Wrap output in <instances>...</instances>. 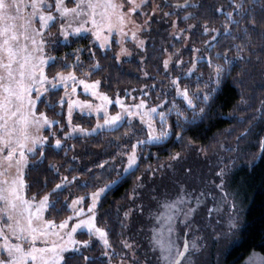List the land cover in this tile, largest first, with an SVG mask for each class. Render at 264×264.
Wrapping results in <instances>:
<instances>
[{
  "label": "snow or ice",
  "instance_id": "1",
  "mask_svg": "<svg viewBox=\"0 0 264 264\" xmlns=\"http://www.w3.org/2000/svg\"><path fill=\"white\" fill-rule=\"evenodd\" d=\"M149 3L150 0H0V264H79L80 260H83L84 264H88L91 258L84 255L82 249L89 248L90 241L75 239L74 234L78 229H86L89 237L95 235L103 242L106 249L103 255L109 258V264H111L112 253L107 251L111 248L108 233L97 226L95 222L97 201L100 199L101 193L110 185L105 184L104 187L97 188L91 194L92 202L87 208V216L84 215V208L77 209L76 207L82 203L84 198L77 197L72 200L71 205H68L72 209V215L56 224L53 219H46L44 213L49 209L55 210V206L59 202V195L70 183L68 177H60V182L56 183L49 192H45L43 195L34 193L30 198H27L24 193L30 182L26 179V169H35L38 164L43 163L46 158V145L53 149L62 148V140L53 130V125L59 124L60 121L49 119L45 112L38 109V104L44 103L46 107L53 108L52 104L43 99L45 93L63 86L67 95L69 81L72 82V92L75 93L77 76L74 71L65 73L64 70L69 67L78 68L81 66L78 55L81 49L73 51L72 55L76 58L75 64L69 65L67 55L58 60L57 57L46 52V47L49 45L55 47L61 37L64 41H68L70 37H80L83 33H90L91 37L99 43L100 48H109L112 43L119 45L120 51L115 56V59L118 60L121 54H127V49L123 45L129 35L133 40H136L137 33L146 29L149 21L161 8L159 4H152L151 14H149L144 10ZM249 3L250 0H228L227 7L231 9L230 11H225L224 5L215 10L224 16L223 36L241 41L239 44L233 45L236 50L234 58L230 59L227 55L231 49L225 51L223 64H213L209 58L208 66L214 74V78L210 77V81L217 86L222 83L227 74H230L231 67L237 66L241 61H246L243 53L248 52V60L252 55H255L258 61L264 54V18L257 20L253 15V10L248 6ZM164 7L184 10L197 7V5L191 4L189 0H183V3L176 0L174 4L165 3ZM175 14V11H166L163 16L168 17ZM139 15L145 17L143 24L137 23L136 17ZM190 18H192V13L183 17L185 21ZM242 22H246L244 27H241ZM258 26L259 31L257 30ZM171 27L174 30L171 33L172 36L180 38L181 33L188 32L195 25L189 24L187 28H179L173 21ZM53 28L57 29L58 36L49 40L47 37L53 35L51 32ZM234 31L237 33L236 35L233 34ZM114 33L119 39L113 38ZM211 33H215V35H210ZM202 34L208 36L205 44L211 47V41H216L221 32L220 29L211 27L205 22L202 26ZM254 34L261 41L259 45L254 42ZM139 43L142 46L143 41ZM199 51V49H193L194 53ZM92 55L94 57L95 53ZM169 63L170 59L163 61L166 71ZM176 65L183 67V60L178 58ZM92 67L99 69V62L97 61ZM46 68L59 70L49 76L45 71ZM196 68L197 63L194 59L191 62V67L187 68L186 75H191ZM180 79L177 76L170 83L175 87L176 96L181 97L187 110L192 112L193 119L189 121L185 117L184 123H193L197 116V110L199 113H204V106L208 104L217 88H211L203 93L200 91L190 93L187 86L181 88ZM79 83L84 85L85 90L92 89V94L97 95L95 89L100 81L96 80L89 84L85 80H79ZM234 83L240 85L244 83V80L240 79ZM204 87L208 88L207 82ZM258 87L264 92V82ZM164 95L166 96L167 93ZM99 98L111 103L106 95L100 94ZM241 102L248 103L243 95H241ZM59 103L63 106L65 103L63 97ZM116 103L119 104L121 111L110 115L105 108L103 124L98 122L92 131L105 127L115 129L125 117L128 118V124L131 127L133 118H139V122L143 126L139 135L144 138L136 139V142L130 145L131 151L123 153L127 157L125 173L139 167L137 163L139 159L138 147L142 150L146 145H160L173 134L177 141H183L181 132L173 133L172 125L168 123V113L175 111L176 127H181L180 117L184 115V112L181 111L175 100L170 105L166 100L162 101L160 105L146 110L144 100L132 106H125L119 99L116 100ZM74 105L80 107L81 110L87 108L89 111L97 112L103 107V105L93 106L88 101L69 99L67 127L71 128V132H65L63 127L60 129L65 138L71 137L72 133L77 131L81 134L87 132L80 125L72 124ZM133 109L136 110L133 111ZM158 109L161 110L158 111ZM255 111L258 115L252 116L248 120L249 125L252 124V121L264 119V99L260 100V107ZM154 116H158L159 120L156 121ZM244 122L243 119L240 120V123ZM45 127L49 129L54 143L49 141L48 136L42 134ZM249 131L250 128H246L241 137L247 135ZM258 143L259 153L255 159H259L260 155L264 154V137H260ZM37 156L39 159L29 165V157L36 158ZM179 158V152L170 155L172 160ZM254 162L255 160L250 161V164ZM98 166L103 168L104 164ZM49 168L59 173V168L55 164H49ZM216 175L220 177L217 187L222 189L225 169L221 168ZM72 180H76V177L73 176ZM43 186L45 188L48 186L47 177L43 180ZM84 186L87 187V184ZM203 195L205 194L201 193V196ZM191 199L184 190V186L181 185L175 199H166L160 204L156 219L166 225L167 235L164 234L165 229L154 230L152 244L153 250L159 253L157 257L159 264H195L194 254L200 250L197 239L188 240L185 238L180 244L177 242L178 238H173L174 224L177 218L183 216L184 219L180 223H183L187 228L188 218L201 203L200 197H196V205L192 206ZM231 208L233 212L226 222V231L217 233V239L234 233L240 227L239 213L236 211L234 201ZM212 211L209 209L210 215ZM128 215L129 213L125 212V216ZM74 217L76 219L69 225V221H73ZM65 229L70 230L65 232L63 231ZM122 243L124 248L132 249V244L127 241ZM65 253L72 255L66 256ZM256 255L255 252L252 253L253 257ZM261 259L264 261V258ZM135 261L136 256L133 252L132 264H135ZM120 264H128L124 256H121Z\"/></svg>",
  "mask_w": 264,
  "mask_h": 264
},
{
  "label": "trees",
  "instance_id": "2",
  "mask_svg": "<svg viewBox=\"0 0 264 264\" xmlns=\"http://www.w3.org/2000/svg\"><path fill=\"white\" fill-rule=\"evenodd\" d=\"M154 3L161 5L159 14L155 15L150 23L149 30L143 33L147 40L145 46L144 63L137 59L129 60L115 59L114 49L103 51L95 41L89 36L71 39L67 44L59 43L51 49V54L61 60L67 55V63L75 64V56L72 55L75 49H81L78 53L81 66L78 68L69 67L64 71L72 69L81 76H87L90 79H99L103 90L111 95L117 96L130 88H140L146 82L144 75L149 76L162 75L164 70L163 61L168 53L175 54L182 47V41L171 36V24L176 22L179 28H187L189 24L195 25L190 31L191 45L202 44L207 36L202 34V26L207 22L211 27L220 29L221 35L216 41H211V47L206 45L204 58L199 59L197 71L199 76L182 77L180 84L187 86L190 93L208 91L211 88H217L212 94L205 107L204 113H199L195 122L184 123V118L189 121L193 119L192 112L187 110L181 100L177 99V105L184 115L180 117L181 127L177 128L176 112L168 113V123L172 125L173 133L181 132L183 141H177L173 134L167 141L160 145H146L141 150L137 149L138 165L114 184L108 192L102 197L101 205L98 210V225L106 228L108 239L113 250H119L124 239V225L122 219L124 210L130 203L131 194L134 192L135 185L140 177L151 174L166 166L172 159L171 154L179 152L180 155L191 154L192 151H199L207 159L216 157L226 166L228 164V173L240 174L245 178L247 195L242 196L243 206L246 208L242 227L240 241L232 246L230 250L224 253L219 264H242L253 252L264 256V154L259 159H255L259 153L260 137H264V119L252 121L249 125L248 120L255 115L256 109L260 107V100L264 99V92L259 89V84L264 82V54L260 60L252 55L248 60V52L243 55L246 61H241L237 66L231 67L230 74H227L222 83L217 86L210 81L213 72L208 66V60L211 58L213 64L224 63L223 54L227 49V55L230 59L236 55L234 44H239V39L232 40L230 37L223 36L224 16L217 13L216 8L225 6V11L231 9L227 7L228 0H189L191 4L197 7H191L184 10L170 9L164 7V4H174L176 0H153ZM183 3V0H180ZM264 0H250L249 7L253 10V15L260 20L264 18ZM152 3L146 10L151 11ZM175 11V15L164 17V12ZM192 13V18L185 21L183 17ZM235 15V14H234ZM238 18V17H237ZM246 22H242L241 27ZM230 27H233L230 25ZM259 31V26L258 29ZM236 35L237 33H233ZM254 42L259 45L261 41L254 34ZM259 51V48H257ZM93 53L95 56L93 57ZM218 54L220 58L218 59ZM99 62V69H93V65ZM229 67V66H226ZM59 69H47L48 74L54 75ZM199 78V80H198ZM244 80L243 84L238 85L234 81ZM208 83V88L204 87ZM241 95L248 101L247 104L241 102ZM62 89L50 91L49 101L54 102L53 108H48L44 103L39 105V110H45L51 117L58 118L60 123L56 125H65V116L57 110L60 108V99ZM199 103V101H196ZM88 118H76L78 121L86 122ZM243 119L245 122L240 123ZM246 128H250L247 135L241 137ZM140 131L128 122L122 123L119 127L98 132L97 135L80 137L77 136L69 140L68 147L63 149H53L46 145V158L43 163L37 165L35 169H26V179L30 182L27 188V194L31 197L34 193L43 195L49 192L56 183L60 182L61 173L49 168V164H55L59 170L67 172L68 177L76 180L63 189L58 197V203L55 210L49 209L47 216L54 221L64 220L69 214L68 201L75 195L88 196L101 185L111 183L118 176V166L122 165L126 158L123 153L131 150L130 145L142 135ZM238 137H240L238 139ZM30 165L39 159L31 158ZM255 160L250 164V161ZM106 162V163H105ZM225 162V163H224ZM104 164L101 168L98 165ZM47 177L48 186H43V180ZM139 178V179H138ZM87 184V187L84 185ZM39 198V197H38ZM67 198V199H66ZM102 249L94 245L84 255L91 259L88 264H109L108 260L101 257ZM72 255V254H68ZM79 264H84L83 260Z\"/></svg>",
  "mask_w": 264,
  "mask_h": 264
},
{
  "label": "rangeland",
  "instance_id": "3",
  "mask_svg": "<svg viewBox=\"0 0 264 264\" xmlns=\"http://www.w3.org/2000/svg\"><path fill=\"white\" fill-rule=\"evenodd\" d=\"M150 3H154L153 0H150ZM149 3V4H150ZM146 12V8L144 9ZM151 14V11L148 12ZM159 14V10L156 15ZM137 23L143 24L145 17L143 15H139L136 17ZM152 20V19H151ZM147 25L146 29L137 33V39L133 40L131 36L125 40L124 47L127 49V54H121L118 60H129L131 58L137 59L140 63L144 61L145 57V46L147 40L144 38L143 33L148 31L150 28V23ZM129 27H131L129 25ZM190 29L186 33L180 34V39L182 41V47L180 50H177L175 54L168 53L165 59H170V63L168 66V70L166 71L165 68L163 70L162 75H153L149 76L148 74L144 75L146 82L142 84L140 88H130L129 90H125L122 94L117 96H111L107 94L103 88L101 87V81L99 79H90L87 76H81L74 71L77 76V83L75 84V93L72 92L71 84L72 82L69 81V88L67 89V95L65 94V89L63 86L58 87L56 91L62 89V96L65 103L63 106L60 104V108L57 110L58 113L64 114L65 116V125L59 126L57 129L56 125H53V130L57 132L58 137L62 140V148L68 147L70 144L69 140L80 136V137H87L97 135L98 132L102 131H109L113 130L110 128H102L96 129V131H92L96 128V124L99 122L103 124V114L104 109L106 108L110 115H115L117 112L121 111L119 104L116 103V100L119 99L123 102L125 106H132L135 104H139L141 100L145 101V110L151 107H155L160 105L162 101H167L168 105L172 103L173 100L175 102L177 99L182 101L181 97H177L175 94V87L171 85L170 81L177 76L180 78L182 77H190L192 75L199 76L200 72L197 71L199 59L204 58L205 55L206 45L205 41L200 45L193 46L190 42ZM174 30H171V33ZM52 36L47 37L49 40L53 39L55 36H58V31L56 28L51 29ZM210 35H215V33H211ZM82 36H89L92 41H95L94 38L91 37L90 33H83ZM172 36V34H171ZM80 37H70L68 41H64L61 37L59 43L67 44L71 41V39L80 38ZM173 37V36H172ZM114 39H119L116 34H113ZM175 38V37H173ZM140 41H143L142 46L140 45ZM23 42V41H22ZM58 43V44H59ZM95 43L99 46V43L95 41ZM57 45V44H56ZM55 45V46H56ZM53 46L49 45L46 47V52L51 54V49ZM199 49L200 51L197 53L193 52V49ZM103 51L112 50L114 49L115 56L120 51V46L116 43H112L111 47L109 48H101ZM52 55V54H51ZM180 58L183 60L184 65L183 67H179L176 65V60ZM164 59V60H165ZM196 60L197 68L191 75H186V71L188 67H191V62ZM51 63V62H50ZM144 63V62H143ZM45 71L48 74L47 71ZM66 73V72H65ZM49 76H52L48 74ZM214 78V74L212 76ZM79 80H85L87 83H92L93 81H100L99 85L95 89L97 95L94 96L92 94L93 90L88 89L85 90L83 84L79 83ZM181 88H183L182 84H180ZM45 93L43 99H46L49 104L54 105L55 103L49 101L48 95L50 93ZM164 93H167L165 96ZM100 94L106 95L111 100V103H107L99 98ZM71 99L72 101H88L93 106L96 105H103L100 111L97 112L95 110L89 111L87 108L81 110L80 107L73 106L72 110V124L73 125H80V127L87 130L85 134H81L80 132L72 133L71 137L65 138L63 132L60 129L63 127L65 132H71V128L67 127L68 125V101ZM177 103V102H176ZM182 103L186 106V104L182 101ZM41 104V103H40ZM38 104V109L39 105ZM46 110V108H44ZM45 110H42L46 113ZM136 109H133L135 111ZM161 109H158L160 111ZM166 111V108L164 109ZM41 111V110H40ZM48 115V113H46ZM49 119L58 120L53 116H49ZM88 118L86 122L78 121L76 118ZM156 121L159 120L158 116H154ZM128 122V118L125 117L123 121L120 122L116 126L119 127L122 123ZM132 124L137 127V130L140 131L141 127H143L140 122L139 118H133ZM42 134L49 137V141L54 143L53 137L50 135L49 129L45 127L42 130ZM142 136L140 139H143ZM136 140L133 142L135 143ZM131 151V150H130ZM129 151V152H130ZM32 157H29V165L32 161ZM138 163V161H137ZM225 163V162H224ZM127 164V157L123 160L122 165L118 166V176L114 178L111 183H107L110 186L105 189L103 193H101L100 199L97 201V205L95 208L96 214V224L98 225V210L101 205L102 197L108 192V190L116 184L120 177L124 174V167ZM229 165L226 164L224 166L219 159L216 157L212 159H207L204 154H201L199 151H192L191 154L180 155L178 160H171L166 166H162V168L157 169V171L148 174L146 176L140 177L139 181L135 185L134 192L131 194L130 203L124 210V217L122 219V224L124 225L125 233L123 241H127L128 243L132 244V249H126L121 243L119 250H113V248L107 249L110 253H112V261L111 264H120L121 256H124L128 261V264H132V253H135L136 261L135 264H159L157 259L159 253L158 251L153 250L152 238L154 234V230H161L165 229V236L167 235L166 232V225L156 219V216L160 210V204L164 200H172L175 199L178 192L180 191L181 185L184 186V190L190 195L191 205H196V197H200L201 203L198 207H196V211L188 218L187 221V228L183 223H180L181 220L184 219L183 216L177 218L174 228L175 231L173 233V238L177 239V242L182 244L183 240L186 238L188 240L197 239V243L200 246V250L194 254V261L195 264H219L223 254L228 252L232 246L237 244L240 241L242 227L245 224L244 215L246 208L243 206V201L240 197L247 195V189L245 185V178H242L240 174H232L228 173ZM225 169V176H224V184L223 188L217 187L220 183V177L216 175L220 169ZM191 171H188V170ZM134 170V169H133ZM132 170H129V172ZM62 176H67V172L59 170ZM27 173V171H26ZM128 173V172H127ZM70 183L66 185L70 186L73 181L71 178L68 177ZM114 182V183H113ZM105 185V184H104ZM101 185L99 188L104 187ZM97 190V189H96ZM94 190L93 192H95ZM89 193L88 196L85 195H75L70 201H68V205H71L73 199L77 197H83L84 200L82 203L77 207L84 208L85 212L84 215L87 216V208L91 204V194ZM201 193L205 195L201 196ZM25 196L30 198L27 194V188L25 190ZM227 194V195H226ZM233 201L236 204V211L239 213V224L240 227L237 231L232 234H227L222 236L220 239L216 238L217 233H224L226 231V222L230 214H232L233 210L231 208V204ZM69 208V214L67 216L72 215V209ZM209 209H212L211 215L209 214ZM49 210H46L44 216L46 219H49L47 216ZM125 212H128L129 215L125 216ZM76 218H73V221H69V225H71ZM60 221H56V224H59ZM101 227V226H99ZM106 231V228L103 226L101 227ZM70 229H65L63 231H68ZM107 232V231H106ZM186 233V236H185ZM75 239L77 240H89L90 247L87 249H82L83 252L89 251L94 245H98L100 249H102L101 257L108 260L109 258L103 255L106 251L104 244L99 238L95 235L89 237L87 235V230H79L76 234H74ZM54 239V238H53ZM71 253H65L66 256ZM257 255L253 257L252 255L248 257L242 264H264L261 258H264L263 255L256 253Z\"/></svg>",
  "mask_w": 264,
  "mask_h": 264
}]
</instances>
